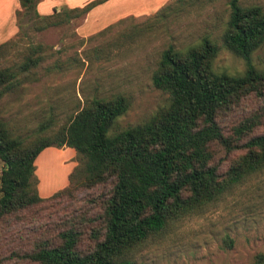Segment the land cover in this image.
Instances as JSON below:
<instances>
[{"label":"trees","instance_id":"trees-1","mask_svg":"<svg viewBox=\"0 0 264 264\" xmlns=\"http://www.w3.org/2000/svg\"><path fill=\"white\" fill-rule=\"evenodd\" d=\"M18 1L23 11L16 16L32 12L33 30L42 31L83 19L106 0L64 6L49 14L38 13L39 0ZM218 1L168 0L92 52L107 56L112 47L166 31L193 10ZM223 2L227 14L219 37L244 61V71L229 75L214 69L220 48L209 34L183 48L169 43L151 73L153 86L168 94V102L138 124L117 126L130 106L129 97L120 92L87 99L59 127L46 131L49 120L39 127L43 133L30 139L16 134L0 109V234L18 221L35 225L27 245L0 254V264H136V252L168 234L176 221L204 212L264 170V70L251 60L264 45V8L241 0ZM16 46V38L0 43V101L36 80L47 51L37 42L15 50V57L8 59ZM83 54L91 58L88 51ZM251 96L259 104L225 131L222 119ZM62 146L74 149L77 165L65 186L42 197L36 159L45 148ZM101 186L107 187L97 189ZM64 201L79 205L67 216L57 214L50 225L46 212ZM227 243L231 246L232 239ZM247 264H264V251Z\"/></svg>","mask_w":264,"mask_h":264},{"label":"rangeland","instance_id":"rangeland-1","mask_svg":"<svg viewBox=\"0 0 264 264\" xmlns=\"http://www.w3.org/2000/svg\"><path fill=\"white\" fill-rule=\"evenodd\" d=\"M41 1L36 3L38 13ZM241 2L259 4L264 8V0ZM119 9L118 6L111 9L106 6L96 7L83 19L42 31L33 30L32 12L16 16V11H23L20 4L14 10L13 30L6 39L0 40V43L10 38L17 40V46L7 58L13 59L15 50L37 42L47 47L44 59L36 70V80L26 82L22 88L0 101L2 116L16 134L27 139L42 134L39 127L49 120L50 126L46 131L51 132L81 108L87 99L119 92L129 97L130 106L118 118L117 126L126 127L144 121L168 102V94L153 86L151 73L157 65L161 50L169 43L183 48L201 35L209 34L220 48L214 61V69L229 75H238L244 71V61L227 50L219 37L223 28L221 22L227 14L223 0L204 9L193 10L169 25L166 31L145 34L121 48L112 47L107 56L95 55L93 47L109 39L120 29L149 16L117 17ZM103 29L105 31L99 34ZM83 50L88 51L91 57L89 60L84 58ZM251 60L257 68L264 70V45L252 53ZM3 62L0 59V65ZM257 104L259 100L255 97L246 98L242 107L222 119L224 130L230 132L231 125L241 115L247 114L246 109L254 108ZM225 163L223 161L221 165ZM35 165L38 192L46 197L68 183V175L77 165V157L70 147H47L38 156ZM2 168L3 162L0 160V173ZM91 191H87L88 194ZM87 192L80 193L79 198ZM84 199L85 197L79 203H84ZM75 203L76 201H64L57 207H51L52 211L46 212L51 216L50 225L57 214L69 215ZM47 219H42L40 223L44 225ZM34 226L33 223L18 221L11 229L3 230L0 234V254L9 253L13 246L27 245ZM229 239H232L231 246L227 243ZM262 251L264 170L236 186L204 212L176 221L168 234L136 252L135 263L247 264L257 252Z\"/></svg>","mask_w":264,"mask_h":264},{"label":"crops","instance_id":"crops-1","mask_svg":"<svg viewBox=\"0 0 264 264\" xmlns=\"http://www.w3.org/2000/svg\"><path fill=\"white\" fill-rule=\"evenodd\" d=\"M89 1L90 0H42L38 5V10L40 14H49L52 13L53 10L61 9L63 6H82ZM167 1L168 0H106L94 8L106 6L111 9L118 6L120 9L117 17L126 15H150ZM18 6V0H0V40L6 39V37L11 34L13 30L14 10H16Z\"/></svg>","mask_w":264,"mask_h":264}]
</instances>
